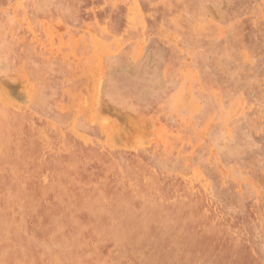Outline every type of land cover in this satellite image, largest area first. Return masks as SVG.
Listing matches in <instances>:
<instances>
[{"label":"rangeland","instance_id":"obj_1","mask_svg":"<svg viewBox=\"0 0 264 264\" xmlns=\"http://www.w3.org/2000/svg\"><path fill=\"white\" fill-rule=\"evenodd\" d=\"M148 174L206 210L151 221ZM199 232L264 264V0H0V264H214Z\"/></svg>","mask_w":264,"mask_h":264},{"label":"bare ground","instance_id":"obj_2","mask_svg":"<svg viewBox=\"0 0 264 264\" xmlns=\"http://www.w3.org/2000/svg\"><path fill=\"white\" fill-rule=\"evenodd\" d=\"M129 1V0H128ZM131 1H133V0H131ZM128 6V5H127ZM126 6V7H127ZM133 6V5H132ZM129 7V6H128ZM136 10V9H135ZM135 10H134V12H135ZM133 10H132V14L130 15V18L132 19V15H133ZM137 15H138V13H137ZM132 16V17H131ZM139 17V16H138ZM171 17V16H170ZM133 18H135V17H133ZM137 20V19H136ZM139 23V22H138ZM135 26V25H134ZM207 28V27H206ZM132 39V38H131ZM9 115H12V114H9ZM10 120V119H9ZM18 121H19V118L17 119ZM13 121H16V120H13ZM12 121V122H13ZM21 121V120H20ZM19 121V122H20ZM11 122V121H10ZM19 122H17L16 121V124L17 123H19ZM8 123V122H7ZM21 123V122H20ZM9 126V125H8ZM13 126H14V123H13ZM12 126V127H13ZM17 126V125H16ZM15 126V127H16ZM19 126L20 125H18V128H19ZM9 128H11V126L9 127ZM18 128H17V130H18ZM12 129V128H11ZM10 130V129H9ZM16 130V131H17ZM13 131V130H12ZM10 131H8V132H6V133H9ZM5 133V134H6ZM14 133V132H13ZM37 133H39V132H37ZM42 133V132H41ZM10 134V133H9ZM38 135V134H37ZM54 136V135H53ZM57 136V135H56ZM70 136H71V134H70ZM58 137V136H57ZM70 138H72V136L70 137ZM59 139V138H58ZM46 140V139H45ZM51 140V139H50ZM50 140H49V142H50ZM47 141H48V139H47ZM59 141V140H58ZM53 142V141H52ZM79 145H80V143H79ZM105 154V153H104ZM116 157V156H115ZM111 159H113V158H111ZM140 161H141V159H140ZM142 161H145V160H142ZM141 161V162H142ZM114 162H116V161H114ZM120 162V161H119ZM145 162H148L147 160L145 161ZM116 163H118V161L116 162ZM149 163V162H148ZM128 164V163H127ZM127 164L125 165V166H127ZM147 164V163H146ZM79 165V164H78ZM119 165V164H118ZM122 165V164H121ZM120 165V166H121ZM130 165V164H129ZM128 165V166H129ZM148 165V164H147ZM123 166V165H122ZM121 166V167H122ZM131 166V165H130ZM136 167V166H135ZM150 167V166H149ZM85 168L88 170L89 169V166L87 165V166H85ZM110 168V167H109ZM118 168V167H117ZM120 168V167H119ZM118 168V169H119ZM123 168V167H122ZM121 168V169H122ZM144 168V167H143ZM146 168H147V166H146ZM150 168H152V167H150ZM135 169H137V168H135ZM156 169H158V168H156ZM116 170V169H115ZM132 170V169H131ZM127 171H129L128 169H127ZM144 171V170H143ZM153 171V173H154V170H152ZM159 170H157V172H158ZM76 172H79L78 170H74L73 172H70V173H67V174H65V175H59V174H57V175H54V174H52V175H54L56 178H57V181H58V178H63V179H65L67 182H68V180L70 181V180H73L74 178H78V174L76 173ZM88 173L87 174H89L90 176H92V174L89 172V171H87ZM130 172V171H129ZM161 172V171H160ZM124 173H125V171H124ZM156 173V172H155ZM111 174V173H110ZM127 174H128V172H127ZM131 174V173H130ZM135 174H137V173H135ZM167 174V173H166ZM120 175H122V174H120ZM157 175V174H156ZM165 175V174H164ZM168 175V174H167ZM87 176V175H86ZM85 176V177H86ZM110 176V175H109ZM124 176V175H123ZM110 177H112V176H110ZM121 177V176H120ZM141 177V176H140ZM138 175L137 176H135V178H129V185L130 186H132L133 185V188H131V190L129 191V194H135V193H137L138 192V195H140L139 193H141V195H142V205H141V208H140V210L141 209H145V208H148L149 207V205H150V203H152L153 201H155V200H159L158 202H159V209H158V211L160 212H157V211H155V212H157L156 214H154L153 215V217L151 218V221H153V222H157L158 221V219L160 220V218L165 214V215H170V214H174V212H175V210L176 209H181L183 212H180L181 214H184V215H187V216H190V217H193V216H195V215H199V214H202L203 212H204V210H206V206L205 205H203V208L202 209H196L195 207H194V205L193 204H197V202H199V203H202L201 201H200V194L198 193V191L197 190H195V189H193V188H186V189H184L183 188V190L181 191V190H179V188H175L174 189V187H173V190H170L171 191V193L170 194H168V195H163L161 192H159V191H157L156 189L157 188H155L156 187V184L158 183V180H159V178L157 179V177H155L154 175H146L145 177L146 178H140ZM161 177H162V175H161ZM164 177V176H163ZM56 178H53L52 177V179H56ZM92 178V177H91ZM124 178V177H123ZM122 178V179H123ZM166 179H168V177H165ZM93 179V183H94V188L93 189H96L97 188V185H99V183H104V184H107L108 185V181H107V178H104V176H103V174L101 175V176H96L95 178H92ZM161 180V179H160ZM163 180V179H162ZM169 182V181H168ZM167 182V183H168ZM126 183V184H127ZM166 183V184H167ZM182 183V182H181ZM62 184V183H61ZM60 184V185H61ZM78 184V183H77ZM127 184V185H128ZM152 184H153V186H152ZM159 184L160 183H158V186H159ZM117 185V184H116ZM144 185H147L148 187H150V188H148V189H145V188H143L144 187ZM178 185V184H177ZM176 185V186H177ZM123 186H125V185H123ZM129 186V187H130ZM143 186V187H142ZM163 186H164V184H163ZM167 187H169L168 185H167ZM178 187V186H177ZM187 187V186H186ZM189 187V186H188ZM196 187H198V186H196ZM195 187V188H196ZM26 189V188H25ZM79 189V188H78ZM91 189V188H90ZM129 190V189H128ZM168 190V191H169ZM25 191H28V189L27 190H25ZM72 191H74V190H72ZM29 192V191H28ZM74 192H76V191H74ZM84 192V191H83ZM202 192V191H201ZM76 193H80L81 195H82V192H76ZM163 193H164V191H163ZM9 195H10V193H9ZM140 195V196H141ZM182 195H183V197H182ZM10 198V197H9ZM141 198V197H140ZM190 199V200H186V199ZM194 201V203H192ZM129 203V205H130V207L132 208L133 206H134V203H133V201L132 202H128ZM16 203H14V205H15ZM141 204V203H140ZM158 204V203H157ZM18 205V204H17ZM154 205V204H153ZM11 207V205L8 207V208H10ZM19 207V206H18ZM21 207V206H20ZM20 207H19V209H20ZM13 208H14V206H13ZM156 209H157V207H156ZM13 212H14V210H13ZM80 212H82V213H84V212H87V214H91V215H93V214H96V215H98V214H101V210H99L97 207H89V208H87L86 210H80ZM184 212H187V213H184ZM15 213H17V211L15 212ZM7 214H9V213H7ZM163 214V215H162ZM10 215V214H9ZM11 215H13V213L11 214ZM16 221V220H15ZM70 221V220H69ZM185 220H181V221H179V220H177V222H176V224H175V226H177V227H180V230L181 229H183L184 227H185V224H186V222H184ZM13 222V221H12ZM65 222V221H64ZM63 221H61V222H59L58 224L55 222V224H56V228L53 230V231H51V237L53 238V240L56 242L55 244V246H56V248L55 249H53V251H51V252H53V254H60L62 257H63V255L65 254V251H59V249H60V247H58V246H60V245H62L64 242H62V241H58L56 238H61V235H58V231H60V230H62L63 229V234H64V237L63 238H65L64 240H67L68 238H69V233H71V231H72V226L71 225H68V223L67 224H65V225H62L63 223H64ZM10 223V224H9ZM75 223V222H74ZM174 223V222H173ZM8 224L9 225H11V222H8ZM8 225V226H9ZM99 226L100 225H95V224H85V225H82V227H85V228H87L90 232H92V233H96V232H98L99 231ZM10 227V226H9ZM198 232V231H197ZM145 234H147L151 239H154V238H157L158 236H162L161 234L162 233H166V232H155L154 233V231H146V232H144ZM167 233H168V231H167ZM170 233V232H169ZM196 234V233H195ZM170 235V234H169ZM63 236V235H62ZM171 236V235H170ZM198 236H199V238H201L202 239V241H203V244H202V246L200 247V249H201V251H203L204 253H205V255L207 256V257H209V258H211L214 262V264H236V263H234V262H231V260H230V257H229V255H228V249H227V246L224 244V243H222L223 245H222V250H221V252L220 253H216V254H212L211 253V247H208V245L210 246V241H206L204 238L207 236V234H200V232L198 233ZM163 237V236H162ZM165 237H166V234H165ZM7 238V237H6ZM8 239V238H7ZM10 240V239H9ZM35 240V239H34ZM63 240V241H64ZM30 241H33V239L32 240H30ZM34 242V241H33ZM34 244V243H33ZM103 250H105V248L103 249ZM118 253L119 254H122V252H120V251H118ZM52 254V253H51ZM52 254V255H53ZM59 255V256H60ZM63 258H61V257H57V259L55 260L56 262H58L59 260H62Z\"/></svg>","mask_w":264,"mask_h":264}]
</instances>
